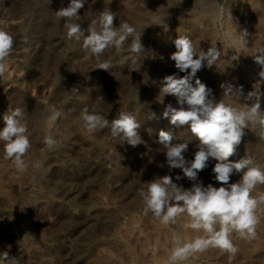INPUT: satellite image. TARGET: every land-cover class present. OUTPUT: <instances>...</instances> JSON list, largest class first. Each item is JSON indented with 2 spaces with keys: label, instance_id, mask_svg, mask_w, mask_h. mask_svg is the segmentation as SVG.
Here are the masks:
<instances>
[{
  "label": "rangeland",
  "instance_id": "obj_1",
  "mask_svg": "<svg viewBox=\"0 0 264 264\" xmlns=\"http://www.w3.org/2000/svg\"><path fill=\"white\" fill-rule=\"evenodd\" d=\"M254 1L255 6L264 7V0ZM69 3L0 0V28L15 39L14 51L0 73V129L5 112L20 107L31 144L24 157L27 171L20 173L14 161L3 158L0 143V253L9 252L18 264H172L176 236L187 242L205 234L188 227L186 215L178 217L174 225H164L145 211L138 193L145 182L156 177L182 175L179 169L169 172L163 146L158 143L161 129L173 133V143H189V159L199 141L187 128L177 129L163 117L168 104L178 107L175 97H164L159 104L162 116L153 122L142 118L148 114L146 102H159L165 76L187 75L170 59L178 35L189 36L199 44L197 48L207 50L216 45L221 52L215 65L197 72L193 85L200 79L217 101L238 108L243 107V100L225 96L221 83L242 85L244 95L254 89L264 93L258 75L261 68H254L251 57L257 47H264V16L260 13L264 8H241L245 14L238 6L235 11L230 0H86L78 12L85 30L99 13L111 11L115 26L127 22L142 33L145 52L139 61L132 64L125 60L127 51L117 54L114 48L109 49L100 58L111 60L112 67L105 71L98 69L96 59L89 58L80 44L67 39L64 20L56 12ZM195 21L200 22L199 28H193ZM244 22L248 26L242 27ZM240 29L248 32V58L238 52L236 31ZM130 43L131 39L125 49ZM162 56L166 58L160 60ZM257 100L264 109V95ZM85 108L109 121L121 112L134 115L145 143L135 148L122 145L112 137L110 128L88 133L81 116ZM56 110L62 115L50 122ZM48 135L56 140L53 150L44 143ZM246 155L253 167L264 170V129L259 126L246 129L236 154L229 159L236 161ZM214 163L199 173L205 186H220L211 172ZM238 179L234 175L230 182ZM177 183L192 186L186 178ZM262 192L264 185H258L251 195L259 199ZM255 214L259 223L254 239L232 234L239 251L231 261L228 253L210 247L177 264H264V204L258 205Z\"/></svg>",
  "mask_w": 264,
  "mask_h": 264
},
{
  "label": "clouds",
  "instance_id": "obj_2",
  "mask_svg": "<svg viewBox=\"0 0 264 264\" xmlns=\"http://www.w3.org/2000/svg\"><path fill=\"white\" fill-rule=\"evenodd\" d=\"M85 3L86 0H70L66 7H61L56 12L64 20L67 39L80 44L89 58L94 57L99 64L98 69L109 71L112 67L111 60L101 61L100 58L106 50L113 48L117 54L127 51L125 60L137 63L145 52L141 42L142 33L138 34L135 26L127 22L115 26V15L111 11L99 13L97 19L85 30L81 26L82 17L78 14ZM247 36L246 29L236 31L241 49L247 48ZM130 39L131 43L125 49V44ZM24 40L28 42L27 37ZM173 43L176 51L170 55V59L175 62L179 72L187 75L165 76L157 99L163 103L164 97H175L178 107L168 104L163 117L169 119L170 124L177 129L187 128L199 142L189 159V143H173V133L161 129L158 143L163 146L169 172L179 169L182 175H176L175 178L170 174L156 177L145 182V187L139 190L138 195L145 211L164 225H174L178 217L186 215L190 218L188 227L202 230L205 234L187 242L182 236H176L170 256L172 264L196 253H203L210 247L228 253L231 261L239 251L233 243V233L244 239L256 237L259 218L255 211L258 205L264 204V192L259 194V199L254 198L251 193L258 185H264V170L253 167V161L247 155L236 161L229 158L236 154L237 146L241 144L250 125L264 129V109L257 100L264 93L254 89L244 95L242 85L237 87L225 82L220 84L224 95L239 97L244 102L243 107L227 104L222 99L217 101L205 83L197 78L193 85L192 80L203 67L211 68L216 64L221 55L219 48L212 45L207 50L198 49L186 35H178ZM14 45V37L0 28V73H3L7 59L14 51ZM251 57L260 66L258 75L264 81V47L257 48ZM61 115L59 110L52 112L50 122L54 123ZM81 116L83 127L88 133L110 128L112 137L122 145L135 148L145 143L138 131L141 124L130 113L121 112L118 117L109 121L105 116L89 112L85 108ZM3 122L4 127L0 129L3 158L14 161L16 170L23 173L28 168L24 157L31 148L28 128L24 122V109L16 107L7 110L3 115ZM44 143L49 150L56 146V140L51 135L45 137ZM212 161L215 163L211 166V172L219 187L212 183L205 186L199 180V173L206 170ZM234 175L239 176V179L230 182ZM185 178L192 182L190 188L177 183ZM0 264H18V261L5 251L0 253Z\"/></svg>",
  "mask_w": 264,
  "mask_h": 264
},
{
  "label": "bare ground",
  "instance_id": "obj_3",
  "mask_svg": "<svg viewBox=\"0 0 264 264\" xmlns=\"http://www.w3.org/2000/svg\"><path fill=\"white\" fill-rule=\"evenodd\" d=\"M253 1L254 0H230V3L232 4V7L235 9V11H237V9L236 8H239V10L238 11H240L241 10V8L242 9H245V8H249V7H251V8H256L255 10L256 11H261V10H263V8L261 9V5H258V6H255L254 5V3H253ZM255 2V1H254ZM228 3V2H227ZM256 3V2H255ZM229 4V3H228ZM236 6H238V7H236ZM236 7V8H235ZM233 8H232V10H233ZM231 10V9H230ZM250 10H252V9H250ZM242 11V10H241ZM253 11V10H252ZM251 11V12H252ZM229 12V11H228ZM231 12V11H230ZM243 12V11H242ZM247 12V11H246ZM254 12V11H253ZM233 13H234V11H233ZM243 13H245V12H243ZM242 13V14H243ZM258 13V12H257ZM260 13H262L263 14V16H264V11H262V12H260ZM229 14V13H228ZM241 14V13H240ZM246 14V13H245ZM253 14V13H252ZM261 14V15H262ZM198 15V14H197ZM232 15H234V14H232ZM238 15V14H237ZM254 15V14H253ZM256 15V14H255ZM257 15H259V14H257ZM245 16V15H244ZM236 17V16H235ZM240 17V16H239ZM243 17V16H242ZM242 17H241V19H242ZM253 17V16H252ZM258 17V16H257ZM195 18V17H194ZM230 18V17H229ZM246 19L247 17L245 16V17H243V19ZM239 19V18H238ZM242 19V20H243ZM252 19V18H251ZM255 19V18H254ZM262 19L264 20V18L262 17ZM192 20V19H191ZM206 20V19H205ZM201 21H202V19H201ZM237 21V20H236ZM245 21V20H244ZM242 22V21H241ZM259 22V21H258ZM262 22H264V21H262ZM175 23V22H174ZM200 23V22H199ZM199 23L197 22V21H195V22H193V28L194 29H196V28H199ZM230 23V22H229ZM253 23V22H252ZM256 23V22H255ZM261 22H259V24H260ZM241 24V23H240ZM250 24V23H249ZM203 25H204V23H203ZM242 25H247V23H243V24H241V26ZM236 26H237V24H236ZM238 26H239V24H238ZM237 26V27H238ZM240 26V27H241ZM248 26V25H247ZM189 27V26H188ZM243 27V26H242ZM251 27V26H250ZM259 27V26H258ZM178 28V27H177ZM245 28V27H244ZM260 28V27H259ZM262 28V27H261ZM261 28H260V31L259 32H262V30H261ZM264 28V27H263ZM231 29V28H230ZM239 29V28H238ZM234 30H236V29H234ZM234 30H233V32H234ZM254 30V29H253ZM192 31H193V29H192ZM252 31V30H251ZM255 31V30H254ZM264 31V30H263ZM230 33V32H229ZM256 33V32H255ZM194 34V33H193ZM205 34V33H204ZM234 34V33H233ZM254 34V33H253ZM192 35V34H191ZM229 35V34H228ZM194 36V35H193ZM229 36H231V35H229ZM235 36V35H234ZM196 37V39H197V36H195ZM201 37V36H200ZM206 37V36H205ZM204 37V38H205ZM254 37H255V35H254ZM232 38H234V37H232ZM258 38V37H257ZM257 38H255V39H257ZM208 39H209V37H208ZM235 39V38H234ZM203 40V39H202ZM236 40V39H235ZM197 41V40H196ZM252 41H253V39H252ZM234 42V41H233ZM232 42V43H233ZM251 42V41H250ZM254 42V41H253ZM205 43V42H204ZM236 43V42H235ZM201 44H203V43H201ZM206 44H208V43H206ZM211 44V43H210ZM253 45V43H250V45ZM255 44V43H254ZM199 45V44H198ZM197 45V46H198ZM249 45V44H248ZM251 45V46H252ZM257 46V45H256ZM206 47V46H205ZM238 47H239V44H238ZM198 48H200V47H198ZM203 48V47H202ZM241 48V47H240ZM250 48V47H249ZM258 48V47H257ZM166 49V48H165ZM206 50V49H205ZM165 51H167V50H165ZM169 51H171V50H169ZM175 51V50H174ZM238 52H243V54L248 58V56H249V54L251 53H249V54H247V50L246 49H238ZM248 52H249V50H248ZM171 54V53H170ZM253 54V53H252ZM255 54V53H254ZM240 55V54H239ZM164 58H166V56H162L161 58H160V60H162V59H164ZM247 58H245L246 60H249V59H247ZM159 60V61H160ZM242 60V59H241ZM244 60V59H243ZM252 60V59H251ZM158 61V62H159ZM165 61V60H164ZM169 62V61H168ZM249 62V61H248ZM252 62H253V60H252ZM247 63V62H246ZM166 64V63H165ZM247 65H249V64H247ZM251 66V65H250ZM249 66V67H250ZM219 67V66H218ZM260 66L257 64V63H255V67L254 68H257V69H260L259 68ZM251 68V67H250ZM253 69V68H252ZM155 70V69H154ZM254 70V69H253ZM251 71V72H254V71ZM158 72V71H157ZM256 72V71H255ZM257 73V72H256ZM157 75V74H156ZM154 77V76H153ZM254 77H256V76H254ZM218 78V77H217ZM162 79V78H161ZM261 79V78H260ZM160 81V80H159ZM262 83H264L263 81H262ZM160 84V83H159ZM157 85V84H156ZM161 87V86H160ZM151 91V90H150ZM156 93V92H155ZM147 95V94H146ZM148 95H150V94H148ZM147 95V96H148ZM152 95V94H151ZM151 97V96H150ZM155 97V96H154ZM157 97V96H156ZM141 100V99H140ZM147 104H146V107H147V109H146V111H147V113L148 114H146V116L144 115L142 118H146L145 120H148V121H150V122H153V121H155V118H160L161 116H162V114H161V112L163 111L161 108H159V104H160V102H157L156 100H154V99H148V101L146 102ZM134 104V103H133ZM114 105V104H113ZM115 109H117V108H115ZM120 110V109H119ZM134 110V109H133ZM115 113V112H114ZM153 114H154V116H153ZM149 116V117H148ZM112 117H113V115H112ZM166 127V126H165ZM181 140V139H180Z\"/></svg>",
  "mask_w": 264,
  "mask_h": 264
}]
</instances>
